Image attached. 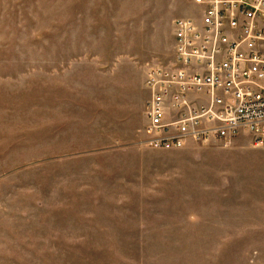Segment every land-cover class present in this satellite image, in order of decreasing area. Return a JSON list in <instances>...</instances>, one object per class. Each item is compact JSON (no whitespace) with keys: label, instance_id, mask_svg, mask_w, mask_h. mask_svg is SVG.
Returning a JSON list of instances; mask_svg holds the SVG:
<instances>
[{"label":"rangeland","instance_id":"374dc122","mask_svg":"<svg viewBox=\"0 0 264 264\" xmlns=\"http://www.w3.org/2000/svg\"><path fill=\"white\" fill-rule=\"evenodd\" d=\"M195 0H0V264H264V149L160 150L146 72Z\"/></svg>","mask_w":264,"mask_h":264},{"label":"built area","instance_id":"2783aa9c","mask_svg":"<svg viewBox=\"0 0 264 264\" xmlns=\"http://www.w3.org/2000/svg\"><path fill=\"white\" fill-rule=\"evenodd\" d=\"M173 23V56L146 72V139L160 150L264 149V0H195Z\"/></svg>","mask_w":264,"mask_h":264}]
</instances>
